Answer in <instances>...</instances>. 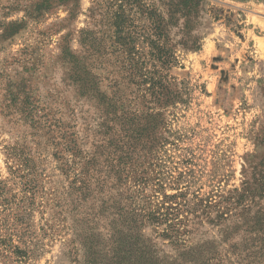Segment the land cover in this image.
<instances>
[{"label":"rangeland","instance_id":"374dc122","mask_svg":"<svg viewBox=\"0 0 264 264\" xmlns=\"http://www.w3.org/2000/svg\"><path fill=\"white\" fill-rule=\"evenodd\" d=\"M185 8L178 0H0V249L7 256L12 243L23 253L0 264H86L95 251L88 247L102 242L115 261L117 223L94 195L80 202L69 190L72 171L65 174L72 161L62 153L63 134L89 136L90 150L98 124L73 73L86 69L106 94L119 81L135 95L127 83L137 70L152 72L150 29L159 14L174 46L164 73L180 99L165 109L160 144L132 166L144 183L110 191L112 201L156 213L158 223L139 233L162 264H183L188 251H214L210 264H235L243 204L251 206L245 217L264 209V0H195ZM117 21L134 33L132 44L116 34ZM248 189L257 193L236 205Z\"/></svg>","mask_w":264,"mask_h":264},{"label":"trees","instance_id":"16d2710c","mask_svg":"<svg viewBox=\"0 0 264 264\" xmlns=\"http://www.w3.org/2000/svg\"><path fill=\"white\" fill-rule=\"evenodd\" d=\"M178 1L186 10L188 9L185 7L195 4V0ZM180 14L181 17H188V14L185 15L182 11ZM117 16L118 19L122 18V15ZM151 17V14L148 15V18ZM154 18L156 22L152 24L153 27L150 29L152 35L149 39V63H151L152 72L147 70L144 74L142 70H137L136 72L140 74L137 75V79L128 81L127 84L137 86L135 95H126V91L122 90L119 81H114L109 87L110 93L106 94L99 90L98 80L93 76L90 77L86 69L80 68L73 73L74 82L79 88L78 95L80 98L87 100L86 102L94 108L98 124L90 135V150L83 147L87 144L84 140L89 136L79 140L69 131H65L63 134L64 147L62 153L69 154L72 161L71 170L65 172L66 175H70L68 173L70 171L73 174V179L69 183V190L71 193L77 194L76 197L80 202H85L87 198H91V195H94L91 202L99 199L104 208L102 214L108 213L112 223H117L114 224L112 230L116 231L119 239L116 241L119 249L115 253L116 257H114L115 261L113 263L106 259L109 251H107V245L102 242L99 248H96L98 245L88 247L89 250L93 248L95 251L92 257L88 255L86 264H121L124 257L126 258L125 264H162V261L154 254L153 251L155 250L151 251L148 248L147 243L139 233L140 228L145 223H158L156 213L146 211L143 208H132V205L126 206L127 203L125 205L116 203L112 201L110 194V191L113 192L122 186H126L130 180L138 183L139 187L144 183V179L136 174V170L132 166L140 162L141 155L146 147L155 144L156 141H159L160 144V139H157L156 134L158 129L163 126L165 109L179 100L181 95L180 90L169 83L164 73L172 68L175 62L171 51L174 46L167 31L169 22H165L163 14L156 15ZM168 18L172 21L174 16L171 15ZM120 26L121 21H117L116 34L126 35L128 42L131 43L130 40H133L132 35L134 33L132 31L126 33L121 30ZM121 40H125V37H122ZM127 44H123V46L128 48ZM178 44H182L184 48L189 49H196L198 46L195 43L190 45L186 43ZM128 49L129 54H131L130 50L133 49ZM140 65L142 67L145 63H134V69H137ZM135 100L139 101L135 102ZM87 142H89V139ZM5 150L7 158L12 161L16 159L11 150ZM54 158L59 160L61 156L56 153ZM104 187L107 191H103ZM0 188L2 189L1 184ZM261 191V195L263 194L264 197V189ZM137 192L141 191L137 190ZM254 193L257 192L249 191V189L244 190L242 192L243 196L236 202V205H240V201H244L245 196L253 198ZM125 200L128 201L129 197ZM251 200L253 201V199ZM249 203L251 204V202ZM243 206L242 221L246 224L243 230L245 239L242 245L243 250H239L237 247L232 248V255L236 256L237 259L235 264H244V262L247 264H264V209L262 212L256 211L254 217H245V214L250 211L248 208L251 206L248 205L246 208L245 204ZM164 209L168 210L167 207ZM11 212L10 208V214L12 215ZM88 215L90 214L88 213ZM239 217L241 218L242 215L240 214ZM171 227V225H167L165 236L168 235V229ZM9 245L8 249L12 251L7 256L2 255L0 249V262L13 256L21 257L23 254L12 243ZM0 246L6 247L2 239H0ZM236 251L237 253H235ZM186 255L188 259L183 261V264L192 263L193 261L194 264H210L214 260L212 256L216 253L214 251H206L205 254L203 252L190 253L188 251ZM189 258H191L190 261H188ZM226 263L233 264L230 263L229 259ZM216 264L220 263L217 262Z\"/></svg>","mask_w":264,"mask_h":264}]
</instances>
